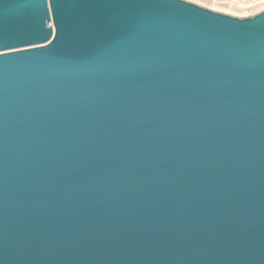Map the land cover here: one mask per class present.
Returning <instances> with one entry per match:
<instances>
[{"label":"water","instance_id":"obj_1","mask_svg":"<svg viewBox=\"0 0 264 264\" xmlns=\"http://www.w3.org/2000/svg\"><path fill=\"white\" fill-rule=\"evenodd\" d=\"M0 52V264H264V9L0 0Z\"/></svg>","mask_w":264,"mask_h":264},{"label":"snow or ice","instance_id":"obj_2","mask_svg":"<svg viewBox=\"0 0 264 264\" xmlns=\"http://www.w3.org/2000/svg\"><path fill=\"white\" fill-rule=\"evenodd\" d=\"M155 3L163 6H177L189 12L204 16H210L212 12H223L224 9L216 8L213 0H154ZM207 9L208 11H204ZM7 55V52H0V57Z\"/></svg>","mask_w":264,"mask_h":264},{"label":"bare ground","instance_id":"obj_3","mask_svg":"<svg viewBox=\"0 0 264 264\" xmlns=\"http://www.w3.org/2000/svg\"><path fill=\"white\" fill-rule=\"evenodd\" d=\"M213 2L216 8L224 9L223 12L236 16H250L264 9V0L230 1L226 6L225 2L218 0H213Z\"/></svg>","mask_w":264,"mask_h":264},{"label":"rangeland","instance_id":"obj_4","mask_svg":"<svg viewBox=\"0 0 264 264\" xmlns=\"http://www.w3.org/2000/svg\"><path fill=\"white\" fill-rule=\"evenodd\" d=\"M218 1H220V2H225V6H226V4H228V3H230V1H245V0H218ZM224 13H226V12H224ZM253 15V14H252ZM249 16V15H248Z\"/></svg>","mask_w":264,"mask_h":264}]
</instances>
